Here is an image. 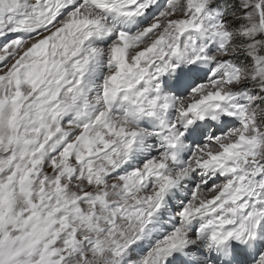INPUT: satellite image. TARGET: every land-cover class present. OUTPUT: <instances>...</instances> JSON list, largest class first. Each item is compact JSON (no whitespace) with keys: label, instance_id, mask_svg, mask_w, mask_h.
Returning <instances> with one entry per match:
<instances>
[{"label":"snow or ice","instance_id":"6c2138e0","mask_svg":"<svg viewBox=\"0 0 264 264\" xmlns=\"http://www.w3.org/2000/svg\"><path fill=\"white\" fill-rule=\"evenodd\" d=\"M0 264H264V0H0Z\"/></svg>","mask_w":264,"mask_h":264}]
</instances>
